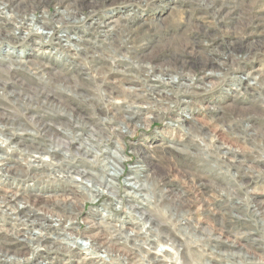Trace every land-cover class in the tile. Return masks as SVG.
<instances>
[{
	"label": "clouds",
	"instance_id": "clouds-1",
	"mask_svg": "<svg viewBox=\"0 0 264 264\" xmlns=\"http://www.w3.org/2000/svg\"><path fill=\"white\" fill-rule=\"evenodd\" d=\"M0 51L51 118L0 124V264H264V0H0Z\"/></svg>",
	"mask_w": 264,
	"mask_h": 264
},
{
	"label": "built area",
	"instance_id": "built-area-1",
	"mask_svg": "<svg viewBox=\"0 0 264 264\" xmlns=\"http://www.w3.org/2000/svg\"><path fill=\"white\" fill-rule=\"evenodd\" d=\"M91 24V22H90ZM32 40V37L29 38V41ZM51 49V44H46L41 48L42 52H48ZM0 54H3L2 51H0ZM13 90V86L10 84L8 85L7 89L4 91L0 92V114L6 117V119H9L12 121V125L9 127H14V128H25L28 129L29 131L24 132L22 135H16L14 139L11 141L13 144H18V146L21 149L24 148H30L33 143L39 144L44 137L49 133L50 129L48 126V121L51 119L49 116L42 114V109L37 108V107H31L28 108L27 110L22 109L20 107V104L17 103V99L14 96L7 95V93L11 92ZM118 103H123L122 100L118 99ZM14 106L15 109L14 110ZM36 116V119L32 121V124L35 125V132L37 133L36 135L32 134V124L28 123V120L33 116ZM5 152V148L0 145V154H3ZM11 156V160L9 162V167H11L12 164H17L18 167L22 170L28 169L27 163L20 161L19 160V153L17 152H12L9 154ZM40 159V156L37 155V160ZM53 160L52 156H47L44 157L43 162L44 163H49ZM34 163V162H33ZM30 172H34L35 169H29ZM16 169H12L11 173L9 174L10 177L16 175L15 174ZM127 175V173H125ZM85 177H80L78 182L80 180H83ZM122 177H120V180L118 183H121ZM124 185L121 184V190L123 191ZM13 192H19L20 195L18 196L21 198L24 195L31 196V191L30 189L26 191L25 186L20 185L19 187H14L13 184L11 183V180L9 183L5 184H0V198L5 196V193H13ZM10 196V195H9ZM11 205V204H10ZM91 234V233H90ZM129 243H134L133 241H129ZM42 252L45 255L49 256H56V255H61L63 256V253H56L52 252L49 253L46 248H42ZM158 253H153L152 255L155 256ZM167 255V253H164ZM65 259H67L65 257ZM73 264H78V261H73ZM83 264H93L92 260H86L83 262ZM131 264V262H130ZM162 264H170L169 261H163Z\"/></svg>",
	"mask_w": 264,
	"mask_h": 264
},
{
	"label": "bare ground",
	"instance_id": "bare-ground-1",
	"mask_svg": "<svg viewBox=\"0 0 264 264\" xmlns=\"http://www.w3.org/2000/svg\"><path fill=\"white\" fill-rule=\"evenodd\" d=\"M15 5H16V3H13V6H15ZM0 124H7V125L11 126L12 125V121H10L9 119H6L5 116H3L2 114H0ZM15 174H17V173L15 172ZM115 180L118 183L119 180H120V176H116L115 177ZM2 198H4V196ZM2 198H0V199H2ZM7 199L9 200V203L11 205H14L15 204V201H12L11 200V196H8ZM17 199H20V198L17 196ZM23 211H24L23 209H19L16 214L17 215H21L23 213Z\"/></svg>",
	"mask_w": 264,
	"mask_h": 264
},
{
	"label": "rangeland",
	"instance_id": "rangeland-1",
	"mask_svg": "<svg viewBox=\"0 0 264 264\" xmlns=\"http://www.w3.org/2000/svg\"><path fill=\"white\" fill-rule=\"evenodd\" d=\"M17 2H18V0H13V3H17ZM90 22H91V21H88L89 24H90ZM155 126H159V125H155ZM217 134L219 135V131H218ZM225 142H227V140H225ZM174 179H175L177 182H180V181H182L183 178L180 177V176H175ZM184 182L186 183V181H184ZM197 210L202 212V211H203V205H200L199 208H198ZM204 219H205L204 217H201V221H202V222L204 221Z\"/></svg>",
	"mask_w": 264,
	"mask_h": 264
}]
</instances>
